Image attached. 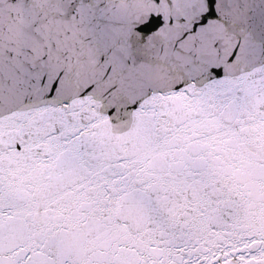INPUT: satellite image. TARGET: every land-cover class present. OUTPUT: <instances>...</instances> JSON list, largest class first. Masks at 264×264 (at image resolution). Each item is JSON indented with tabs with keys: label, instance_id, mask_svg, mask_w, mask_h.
I'll list each match as a JSON object with an SVG mask.
<instances>
[{
	"label": "snow or ice",
	"instance_id": "obj_1",
	"mask_svg": "<svg viewBox=\"0 0 264 264\" xmlns=\"http://www.w3.org/2000/svg\"><path fill=\"white\" fill-rule=\"evenodd\" d=\"M0 264H264V0H0Z\"/></svg>",
	"mask_w": 264,
	"mask_h": 264
}]
</instances>
